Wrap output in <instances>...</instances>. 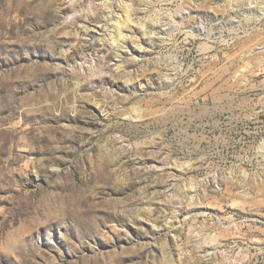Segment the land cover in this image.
Listing matches in <instances>:
<instances>
[{"label": "rangeland", "instance_id": "rangeland-1", "mask_svg": "<svg viewBox=\"0 0 264 264\" xmlns=\"http://www.w3.org/2000/svg\"><path fill=\"white\" fill-rule=\"evenodd\" d=\"M0 264H264V0H0Z\"/></svg>", "mask_w": 264, "mask_h": 264}]
</instances>
